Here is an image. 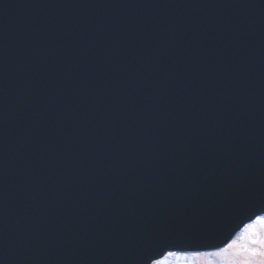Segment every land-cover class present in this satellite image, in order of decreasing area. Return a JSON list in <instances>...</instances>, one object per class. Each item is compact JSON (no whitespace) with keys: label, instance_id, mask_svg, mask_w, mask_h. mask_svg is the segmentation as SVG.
<instances>
[{"label":"water","instance_id":"obj_1","mask_svg":"<svg viewBox=\"0 0 264 264\" xmlns=\"http://www.w3.org/2000/svg\"><path fill=\"white\" fill-rule=\"evenodd\" d=\"M263 213L264 0H0V264H147Z\"/></svg>","mask_w":264,"mask_h":264},{"label":"rangeland","instance_id":"obj_2","mask_svg":"<svg viewBox=\"0 0 264 264\" xmlns=\"http://www.w3.org/2000/svg\"><path fill=\"white\" fill-rule=\"evenodd\" d=\"M252 227L240 232L234 239L235 244L233 247L226 248L221 254L200 256L199 260L203 264H238L239 261L250 257L253 249H258V244H253V240H258L264 235V225H261L255 221L251 224ZM229 257V258H224ZM235 260L234 262L232 260ZM196 259L193 256L184 257L174 261L166 262L164 264H196Z\"/></svg>","mask_w":264,"mask_h":264},{"label":"snow or ice","instance_id":"obj_3","mask_svg":"<svg viewBox=\"0 0 264 264\" xmlns=\"http://www.w3.org/2000/svg\"><path fill=\"white\" fill-rule=\"evenodd\" d=\"M256 222L264 225V215H257L256 216ZM248 228H251L252 225L249 224L247 226ZM253 244H258L259 248L258 249H253L251 251L250 257L244 260H241L238 262V264H264V235L261 236L260 239L258 240H253ZM233 244H235V241L232 243H229L227 245V248L233 247ZM226 250V249H224ZM223 251V250H222ZM169 255H173V253H169ZM194 255H204L203 253H194ZM164 264V261L162 260H157V259H149L147 264Z\"/></svg>","mask_w":264,"mask_h":264}]
</instances>
